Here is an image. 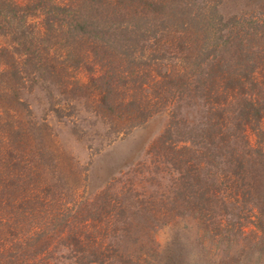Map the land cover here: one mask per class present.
Returning a JSON list of instances; mask_svg holds the SVG:
<instances>
[{"label":"trees","instance_id":"16d2710c","mask_svg":"<svg viewBox=\"0 0 264 264\" xmlns=\"http://www.w3.org/2000/svg\"><path fill=\"white\" fill-rule=\"evenodd\" d=\"M196 1L0 0V37L13 45L0 48V128L12 141L0 169V190L8 197L1 205L6 209H0V264H49L39 255L48 252L50 242L63 243L76 264H153L159 258L152 234L186 216L197 221L212 243L226 241L220 244L226 246L224 264H239L240 255L235 258L228 250L247 236L246 229L253 232L248 248L264 252V132L259 127L264 118V15L250 24L223 16L224 0H202L204 9L198 5L191 14ZM33 18L40 23L29 24ZM142 33L153 36L146 46L152 58H145V45L140 47ZM138 50L139 61L131 57ZM165 52L175 59L169 74L162 72ZM82 66L89 72L100 68L94 80L102 94L96 117L112 122L116 135L122 126L129 127L127 134L170 103L177 110L190 102L205 108L200 131L188 130L183 118L173 120L152 148L154 164L162 158L167 163L163 171L175 167L167 198L162 200L165 188L163 194L159 189L150 194L140 193L139 186L114 189L110 184L93 200L77 203L70 198L75 194H67L81 178L65 153L52 155L60 182H47L52 152L43 150L39 158L41 150L25 147L30 135L19 127L20 92L24 82L39 85L38 78L45 80L48 74L57 85L59 71ZM145 72L152 84L142 80ZM117 81L129 90L138 81L140 92L122 110L126 115L111 117L118 106L113 98ZM233 98L236 107L229 103ZM248 129L256 135L254 146L247 141ZM35 191L44 197L32 196ZM37 205L58 206L71 216L54 228L37 229L35 222L29 225ZM230 217L233 224L223 226Z\"/></svg>","mask_w":264,"mask_h":264},{"label":"rangeland","instance_id":"374dc122","mask_svg":"<svg viewBox=\"0 0 264 264\" xmlns=\"http://www.w3.org/2000/svg\"><path fill=\"white\" fill-rule=\"evenodd\" d=\"M62 1L54 0L55 3H61ZM203 3L204 1L197 0L194 7L191 8L190 13L196 14L198 5L201 9H204ZM263 4L264 0H224L220 6V14L228 17H242L243 20L247 21V24H250V22H256L257 18L264 15V12H262ZM207 12L205 10L203 14ZM217 16L215 14V18ZM28 23L39 24L40 19L33 18ZM247 24L245 25L246 28L249 26ZM215 31L216 29L212 30L211 33ZM142 35H145V37L142 36L140 39V47L145 45L143 50L147 53L145 58L148 56V59L152 58L151 54L153 52L149 53L150 50L146 46L150 45V42H147V40H151L153 36L147 35L146 38L145 33H142ZM193 42L190 41L188 44L191 45ZM9 46H13L10 40L0 37V48H9ZM193 50L194 48L189 49L188 52ZM164 54L163 65L165 66L162 68V72L169 74L170 67L175 59L170 55V52H165ZM53 55L56 56L54 52ZM169 56L170 59H168ZM56 57L57 59L62 58L61 55L60 57ZM131 57L139 61L141 51L138 50ZM141 66L143 65L141 64ZM150 69L153 72L152 78L157 76L159 80L158 76L160 75L156 73L155 69L153 70V68L148 67L147 70L150 74ZM62 71H59L58 79L55 80L57 85L48 79L50 78L48 74L45 80L38 78L39 85L36 83L30 84L27 81L24 82L23 88L18 87L19 89L22 88L20 100L23 103L22 106H19L21 112L19 127L20 130L30 135V142L25 147L27 149L31 148L30 150H34L35 152L41 150L39 158L43 150H50L52 152L50 156L51 161L49 162L50 166L47 167V182L49 184L56 183V180L57 184L60 182L59 170L55 165L53 166L56 159L52 155H54V152L61 153V155L65 153L73 158L78 175L81 178L77 187L73 186L70 188L68 192L71 193L67 194H75V197L70 198L71 200H76L77 203L93 200L99 192L103 191L110 184L113 185L114 189L120 188L123 184H130V186H136L137 188L139 186L140 193L150 194L156 192L157 189H159V194H163L164 191L162 189L165 188L162 200L167 198L166 188H168V184L171 182L175 167H166L169 171H163L167 163L162 158L158 164H154L150 158V154L154 152L152 148L160 140L173 120L179 121L183 118L189 123L188 130L200 131L199 127L202 128L206 122L204 117L205 108L199 102L198 104L190 102V104H182L183 108L177 110L175 109V104L170 103L167 104L165 111L150 117L142 125L129 130L127 134L123 132H126L129 127L122 126L119 129L120 133L116 135L113 133L112 122L107 121L105 123L96 117L97 111L101 107L102 94L96 89L94 80L99 76L100 68L94 67L92 72H89L87 67L82 66L79 70L71 67L67 72ZM149 73L145 72L142 80L152 84L154 80L152 82V78L148 77ZM118 84L119 87L113 97L118 106L116 113L111 115V117L126 115L128 112L124 113L122 110H128L126 105L131 98L138 97L140 92L137 86H131L129 90V87L127 89L123 83L118 82ZM148 93L151 95V92ZM151 98L153 97L151 96ZM165 101L158 102L165 103ZM229 103L231 106L236 107L234 105L236 103L234 98ZM259 127L264 132V118L261 120ZM4 128H0V169H2L1 163L3 159L8 156L6 155V151L9 152L12 147V141L8 140L9 132L5 134L7 130ZM15 135L12 140H14ZM245 135L250 145L254 146L257 141L255 133L248 129ZM19 138L20 134L16 139ZM35 139V143H32ZM37 146L39 149L36 148ZM42 193L35 191L32 196L39 195L44 197V193ZM4 195L5 193L0 190L1 210H5L7 207L1 206L8 199ZM8 195L6 193V196ZM53 195L51 194L50 197ZM68 205L74 207L72 204ZM155 205L159 210H163V205ZM34 210V218L31 219L32 223H29V225L33 227L35 222L37 229L43 228L47 230V224L51 228H54L57 224L64 223L71 216L70 212H64L58 206H55L51 210L50 207L42 209V207L37 205ZM231 220V217L226 218L225 221L223 220V226L226 225V222L233 224ZM228 230H231L230 227ZM205 233L199 229L197 221L191 216L177 219L171 224L159 227L152 234L154 247L159 258H153V264H224L226 260L224 247L226 246L220 244L226 241L217 239V244L212 243ZM244 233L247 236H244L245 238L241 236L235 245L232 243V248L228 252L233 254L235 258L240 255L239 264H264V252L260 254L258 253V249L248 248L253 232L246 229ZM137 235H141V233L137 232ZM23 237L25 240V235ZM107 240L106 243L109 242V239ZM143 245L147 246L146 244ZM134 249L135 246L133 247ZM39 256L48 258L49 264H76L75 254L69 251L68 248H64L63 243L52 244L50 242L48 252ZM133 257L136 258L135 256ZM161 258L163 259L161 260Z\"/></svg>","mask_w":264,"mask_h":264}]
</instances>
